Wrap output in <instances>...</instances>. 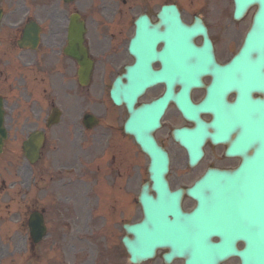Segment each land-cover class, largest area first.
I'll return each instance as SVG.
<instances>
[{
  "label": "flooded vegetation",
  "instance_id": "1",
  "mask_svg": "<svg viewBox=\"0 0 264 264\" xmlns=\"http://www.w3.org/2000/svg\"><path fill=\"white\" fill-rule=\"evenodd\" d=\"M171 5L177 7L188 25L195 24L197 17L203 20L213 43L214 60L217 65L224 66L231 58L236 37L233 34L232 38L228 36L224 21L227 17L222 6L214 10L219 14L208 17L204 12L188 16L179 0H0V101L3 102L8 140L12 134L17 137L20 133L21 122L25 125L38 124L29 135L42 130L46 140L49 139L48 131L54 127L56 130L64 128L68 135L73 127L80 128L83 134L86 106L92 107L99 120L92 130L97 142L94 162L98 169L100 163L108 161L109 166H113L115 175L113 170L109 172L115 181L106 183L117 189V196L112 198L117 205L109 214L108 223L101 226L111 244L107 249L108 263L104 262L105 253L99 255L98 250L94 264H131L123 238L126 235L125 226L133 222L132 184L129 180L124 181L123 186H117L116 180L130 177V169L147 174L150 162L124 132V122L128 118L126 108L116 107L110 99L114 82L121 79L128 84L127 71L136 62L130 43L135 36L139 16L148 18L152 26L151 34L156 36V41L152 42L153 52L155 55L163 54L162 60L151 61L150 69L153 73L164 72L163 76L169 80V84L161 81L149 86L138 100V105H150L160 100L166 102L162 126L155 131V137L170 156L171 188H189L210 169L234 171L244 161L242 156L229 153L236 133L227 142L214 143L211 137L203 138V155L194 166L190 164L187 150L177 139L176 131L184 128L202 136L217 134L218 126L213 123L226 118L240 91L213 86V75H200V87L193 86L189 95L201 124L185 116L180 104L183 87L176 61L179 44H176L174 31L171 44L167 45L164 40L165 26L160 20L162 9ZM193 43L202 47L204 37L198 35ZM85 49L93 63L88 76L84 72ZM150 52L146 50L145 55H150ZM166 53L171 55L169 62L165 60ZM171 85L172 94L169 92ZM251 97L263 100L264 92L253 91ZM26 108L33 116L26 114ZM98 112L101 113L100 118ZM218 113L221 117L217 116ZM1 189L0 194H3ZM69 199L66 196V200ZM186 203L191 204L187 206ZM195 205L188 198L184 199L187 210H192ZM164 253L158 252L157 258L146 264H165Z\"/></svg>",
  "mask_w": 264,
  "mask_h": 264
},
{
  "label": "water",
  "instance_id": "2",
  "mask_svg": "<svg viewBox=\"0 0 264 264\" xmlns=\"http://www.w3.org/2000/svg\"><path fill=\"white\" fill-rule=\"evenodd\" d=\"M236 3L237 18H241L251 5L257 4L260 9L242 50L225 67L214 65L210 52L193 45L192 37L203 32L198 30L199 26L187 27L182 22L178 25V19L174 24L172 13L166 15L164 22L167 45L171 44L174 31L179 37L176 44L180 45L182 59L177 63L180 62L179 77L183 87L180 104L186 116H196L195 108L190 113L188 94L198 84L200 75H213V86L240 91L237 103L231 106L226 118L213 123L218 126L217 134L191 135L186 131L177 134L195 161L201 154L198 145H202V138L211 137L214 143L227 142L236 133L229 153L244 159L238 170L209 172L194 189L187 192L198 204L191 214L181 209L183 192L171 193L168 188L165 176L169 159L151 138L152 131L159 126L157 119L145 122L143 116L147 109H134L136 97L147 83L146 77L151 79L149 84L161 81L169 84L168 78L163 76L164 72L153 74L150 71L151 61L162 60L163 54L155 55L152 42L156 41V36L147 34L148 23L142 21L143 17L138 20L137 34L132 42L133 54L137 58L134 71L142 67L146 72L128 75L131 88L117 81L112 91L117 104L123 101L128 104L131 117L126 124L127 132L134 135L140 146L150 154L152 189L156 192L155 198L149 193V185L143 187L140 202L145 219L127 228L134 236L133 240L125 239L134 262L152 257L157 248L167 247L171 250L167 261L176 257L185 259L186 264H220L231 257H238L241 264H264V100L251 98V92L257 89L264 92V0H236ZM144 49L145 53L151 50L150 55H145ZM165 60L170 61L167 60V53ZM129 88L130 93L127 94ZM169 92L172 94V85ZM165 105L166 102L160 107L158 115ZM40 148L41 140L35 135L25 144V153L31 162L39 158ZM30 227L33 239L40 241L46 232L43 218L33 216ZM214 238L218 242H213ZM239 243L243 244V249L238 248Z\"/></svg>",
  "mask_w": 264,
  "mask_h": 264
},
{
  "label": "rangeland",
  "instance_id": "3",
  "mask_svg": "<svg viewBox=\"0 0 264 264\" xmlns=\"http://www.w3.org/2000/svg\"><path fill=\"white\" fill-rule=\"evenodd\" d=\"M180 2L188 16L204 12V15L213 17L219 14L214 11L216 7L222 6L224 16L231 21L233 0ZM232 27L237 28L238 25ZM26 114L33 116L29 108H26ZM36 122L42 124L38 120ZM37 127L36 123H19L20 133L17 137L12 134L5 153L0 157V180L8 187L0 196V208H3L0 217V264H92L98 250L99 255L105 253L104 262L108 263L109 237L102 235L103 230L97 233L95 229L98 223L100 227L108 223L109 213L117 204H112V200L108 202L111 199L107 195L109 186L102 182L103 175L100 186L94 182L97 144L94 132H85L82 136V130L73 127L68 135L64 128H52L48 131L43 159L32 166L23 155L22 143ZM130 173V178L117 179V186H123L124 181L130 180L131 199H135L145 176L141 177L134 169H130ZM65 183V187L59 186ZM52 186L56 189L51 190ZM65 188H68L66 194L63 192ZM49 191L52 193L48 194ZM59 192L73 199L66 201L65 196L58 195ZM16 208L19 211L15 212ZM133 209L131 213L135 215L139 207ZM34 210L46 211L49 234L42 244L31 250L27 222ZM228 264L239 262L232 260Z\"/></svg>",
  "mask_w": 264,
  "mask_h": 264
},
{
  "label": "bare ground",
  "instance_id": "4",
  "mask_svg": "<svg viewBox=\"0 0 264 264\" xmlns=\"http://www.w3.org/2000/svg\"><path fill=\"white\" fill-rule=\"evenodd\" d=\"M230 37V35H228Z\"/></svg>",
  "mask_w": 264,
  "mask_h": 264
}]
</instances>
